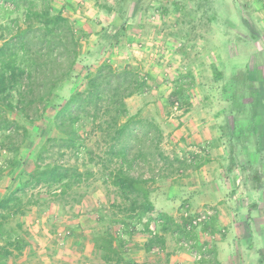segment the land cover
Here are the masks:
<instances>
[{
	"label": "rangeland",
	"instance_id": "1",
	"mask_svg": "<svg viewBox=\"0 0 264 264\" xmlns=\"http://www.w3.org/2000/svg\"><path fill=\"white\" fill-rule=\"evenodd\" d=\"M251 1L257 16L264 19V0ZM50 2L54 13L63 10V14L78 29L89 34L88 39L84 38L82 41L84 53L93 47L97 34L116 17V13L107 14L98 7L96 0ZM99 2L103 6H116L115 0ZM241 2L243 1L147 0L137 17L129 23L123 44L112 57L115 67L138 66L142 76H149L146 93L134 95L127 100V104L132 115L140 113L144 120L140 127L149 128L148 124L152 123L160 128L163 135L158 151L163 157L157 155L154 149L155 139L147 138L144 141L143 131H138L136 137L131 139L132 156L136 155L138 148H142L147 158L136 162L132 174L155 178V183L150 184L151 200L156 207L154 221L149 224L150 232L163 234L161 220L165 214L172 216L176 224L165 234V251L155 249L147 254L143 249L148 244L150 235L145 226L151 214L144 216L140 222L135 220V233L131 242L132 248L138 246L139 249L130 252V256L136 262L161 260L163 264H243L245 257L235 247L238 245L239 252H243L245 244H252V248L245 246L248 256L244 264H261L259 260L264 257V237L260 238L258 234L253 236V240L243 243L223 241L228 244V249L220 252L217 250L215 243H221L226 232L224 227L219 228L217 221L233 219L234 211H237L241 220H246V216H249L248 220H259L258 224L253 222L251 225L252 233L264 232V193L262 192L263 199L260 201L258 197L247 195L245 191H251V185L239 171L228 178V186L218 185L216 178L220 176L221 168L218 163L209 164L207 161L209 148L217 149L216 153L220 149L214 146L219 132L216 128L215 92L210 88L211 66L224 70L227 76L248 68L252 80L257 82L256 60L260 55L264 76V44L250 40L240 17ZM34 4L39 8L43 1L34 0ZM3 7L0 8V45L13 34V31L3 28H13L11 21L21 18L20 14ZM37 36H40L39 32ZM37 36L34 38L37 39ZM31 37L33 40V35ZM181 46H186L184 57L176 53V49ZM80 70L81 66H77L76 72ZM188 72L195 79L194 85L189 89V104L178 102L172 105L170 94L175 88V81L188 77ZM11 118L16 120L17 117L12 114ZM23 122L25 120L21 123ZM27 126L32 130V126ZM81 132L88 147L95 152L98 138L92 133L91 125L86 123ZM11 137V143L17 145L23 138L14 131ZM39 138L37 143L40 142ZM3 140L0 136L1 144ZM209 141L211 142L208 143ZM1 144L0 197H4L17 190L26 181L27 175L21 169L16 173L11 172L10 161L15 156L5 151ZM34 144L28 143L23 148L21 158H26L32 149H36ZM97 154L104 158V149H97ZM63 162L67 166L78 167L84 174L87 170L91 171L92 178L75 188L64 200H58L51 190L43 186L27 188L24 193H19L24 203L29 204L24 216L11 218L9 228H15V233L25 238L29 245L24 248L21 256L7 264H104L95 256L94 243L89 235L101 229L97 224L98 220H110L114 217L118 220L128 219L129 201L106 182L102 167L90 161L88 155L83 153L76 158L68 153ZM201 163L204 165L197 168ZM260 167L264 172V165ZM208 186L212 194L210 192L206 195L204 192ZM208 213L210 215L204 219L205 222L192 226L193 220ZM185 218L191 220V223H187V228L183 223ZM18 222H23L22 231L16 227ZM178 224L184 227L186 237L181 233L182 228L177 227ZM211 226L217 230V236L208 235V227ZM232 245L235 249L230 248Z\"/></svg>",
	"mask_w": 264,
	"mask_h": 264
},
{
	"label": "trees",
	"instance_id": "2",
	"mask_svg": "<svg viewBox=\"0 0 264 264\" xmlns=\"http://www.w3.org/2000/svg\"><path fill=\"white\" fill-rule=\"evenodd\" d=\"M42 1L38 8L34 0H0V8L4 6L21 15L11 21L13 28H3L13 34L0 45V136L4 138L0 144L15 156L10 161L11 172L21 169L27 175L17 190L0 197V264L21 256L29 245L15 233V228H9L11 218L24 216L29 204L24 203L20 192L43 186L58 200H64L92 178L91 171L84 174L78 167L64 164L68 153L76 158L83 153L88 155L90 161L102 167L106 182L129 201L128 219L97 221L101 229L89 235L95 256L104 264H163L161 260L139 263L130 256V252L139 249L132 248L131 242L135 220L140 222L151 214L145 226L150 235L143 249L147 254L155 249L165 251V234L176 225L174 218L165 214L161 220L163 234L150 232L149 224L156 213L150 184L155 183V178L132 174L136 162L147 158L142 148L132 156L131 139L138 131H143L144 141L155 139L154 149L163 157L158 151L163 135L160 128L152 123L149 128L140 127L144 120L140 113L132 115L127 104L134 95L146 93L149 76H142L138 66L117 68L112 62L128 33L129 23L147 0H115L114 8L96 0L98 7L107 14L116 13V17L97 34L95 44L85 53L82 41L89 34L78 29L63 10L54 13L50 0ZM241 1L240 17L250 40L264 44V19L257 16L251 0ZM182 47L176 53L184 57L186 46ZM257 58V82L252 80L248 68L227 76L213 65L210 88L217 102L219 136L214 146L224 151L220 158L221 181L226 185L228 178L239 171L253 190L264 193V172L260 167L264 165V76L261 56ZM77 66H81L80 72H76ZM188 73V77L175 81L170 94L172 105L189 104V89L195 79ZM12 114L16 120L11 118ZM22 120L25 122L21 123ZM86 123L98 138L95 152L81 135ZM13 131L23 137L19 145L11 143ZM28 143H36V149L21 158ZM102 148L104 158L97 156V149ZM203 165L198 164L197 168ZM188 222L191 223L188 218L183 220L186 228ZM16 227L22 231L23 222ZM177 227L182 228L179 224ZM181 231L186 237L184 227ZM259 261L264 264V257Z\"/></svg>",
	"mask_w": 264,
	"mask_h": 264
},
{
	"label": "crops",
	"instance_id": "3",
	"mask_svg": "<svg viewBox=\"0 0 264 264\" xmlns=\"http://www.w3.org/2000/svg\"><path fill=\"white\" fill-rule=\"evenodd\" d=\"M210 142L211 141H209L208 143H210ZM216 151H218V150L217 149L211 150V148H209V151L207 152V155H209V156H207V158H209L208 163L209 164H214V162H216V163H218L219 168H220V158H221V156L224 155V151H223L222 148L219 149V153L218 152L216 153ZM214 152H215V154H213ZM221 173H222V171L219 174L220 176H218L216 178V183L218 185H220V186H222V185L224 186L225 183L221 181V179L223 178V175H221ZM213 179H215V178H213ZM211 180H209V181H211ZM212 181L215 183L214 180H212ZM207 185H208V183H207ZM227 186H228V183H227ZM194 189H195L196 192L198 191L197 188H194ZM210 192L212 194V191L210 190V187L208 186V188L205 190L204 193L207 195ZM245 193H247V195H249V196L258 197L257 199L259 201H260V199H263V194H262L261 191H255V190H253L251 188V191H249V192L248 191H245ZM205 194H204V198L207 197ZM246 198L247 197H245V199ZM204 203L206 204V202H204ZM234 212H235L234 213L235 216L233 217V219H231V220H220L219 222L217 221V223L219 224L218 225L219 228L220 227H224L226 229V232H225V234H223V238L221 239V243H217L218 246L215 243L216 248H217V250L219 252L221 250L225 249V248L228 249V246H227L228 244L223 243V241H227V243H230L231 242L232 244H236L238 241H240V243H243V241L253 240L254 239L253 236H255L257 234L260 236V238H263L264 237V232L261 233V234L256 233V232L255 233H252L251 232V229H252L251 225L253 224V222H256V224H258L259 223V220H248L249 219V216H246L245 217L246 220H241L240 217H239V214L237 213V211H234ZM262 223H264V220L262 221ZM212 224L216 226V224H214V223H212ZM212 228H213L212 226L211 227H208V229H210L208 235L209 236H212V237L217 236V233H216L217 230L214 229V228L212 230ZM224 236H226V237L224 238ZM245 246H248L249 249L252 248V244H248V245L245 244ZM245 246L243 248V252L244 253L242 251L239 252L240 251V248H239L238 245H236L235 248L237 249V252L241 254V256L243 255L246 258L248 256V254L245 253V249H246ZM216 248L214 247V249H216ZM230 248L231 249H235L234 248V245H232ZM245 258L243 260L244 263H245Z\"/></svg>",
	"mask_w": 264,
	"mask_h": 264
},
{
	"label": "built area",
	"instance_id": "4",
	"mask_svg": "<svg viewBox=\"0 0 264 264\" xmlns=\"http://www.w3.org/2000/svg\"><path fill=\"white\" fill-rule=\"evenodd\" d=\"M208 215H210V213H208V214H206V215H201L200 218H198V219H196V220H193V221H192V226H199V225H201V223H203V222L206 221V220H204V219H206V217H207ZM68 234H69V233H68Z\"/></svg>",
	"mask_w": 264,
	"mask_h": 264
}]
</instances>
